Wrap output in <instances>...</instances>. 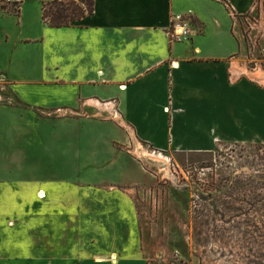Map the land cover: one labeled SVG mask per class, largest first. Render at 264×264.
<instances>
[{"label":"crops","instance_id":"obj_1","mask_svg":"<svg viewBox=\"0 0 264 264\" xmlns=\"http://www.w3.org/2000/svg\"><path fill=\"white\" fill-rule=\"evenodd\" d=\"M6 1L20 18L0 4V51L12 53L0 85L18 101L0 92V264H165L142 236L151 175L137 154L264 146V72L245 64L241 24L256 15L263 32L264 0H225L231 12L220 0H94L93 15L65 28L44 21L41 2L27 23L22 2ZM173 15L192 22L190 41L170 43ZM51 126L61 131L45 138L61 148L64 172L47 175L34 147ZM82 127L85 139L74 137ZM78 140L109 147L95 176L72 172ZM82 175L86 200L72 191L55 207L57 186Z\"/></svg>","mask_w":264,"mask_h":264},{"label":"rangeland","instance_id":"obj_2","mask_svg":"<svg viewBox=\"0 0 264 264\" xmlns=\"http://www.w3.org/2000/svg\"><path fill=\"white\" fill-rule=\"evenodd\" d=\"M16 1L22 2L21 16L31 23L40 13V2L42 4L45 0ZM74 1L79 5L84 3L85 9H89L88 5L92 3V0ZM0 4L11 9L13 13L9 18L12 21L19 20L16 13L20 4L6 0ZM241 24L245 64L250 72H264V30L262 32L258 28V17L255 15L250 20L243 19ZM9 50L3 48L0 51L1 63L7 62L12 54ZM0 92L4 100L18 102L10 88L0 85ZM60 131V128L53 126L47 128L44 130L42 146L34 147L35 153L44 157L47 175L64 172L61 169V148L57 145H54L55 148L48 146L45 138V135L50 137ZM85 134L82 127L75 132L74 137L82 135L85 139ZM88 144L81 146L80 140L72 144V157L77 159L72 172L77 169L78 174L95 176L96 170L90 168L101 169L106 158L104 155H109V147L105 143L96 146L92 143L94 149L91 150ZM145 151H149L152 156L144 154ZM154 151L141 146L137 154L138 160L151 175L150 183L141 194L138 209L145 244L159 253H167L162 262L264 264V146L225 147L210 154L168 153L165 154L170 160L168 164L157 162L153 157ZM98 152L102 153L103 159L88 160L97 157L95 154ZM84 153H87L86 161ZM167 169L170 176H166ZM83 176L72 183L57 186L61 194L55 207H68L72 191H76L81 203L86 200L84 194L79 192L84 189L79 185L83 183ZM19 246L22 245L14 244L13 250ZM27 248V252H32L35 247L29 244Z\"/></svg>","mask_w":264,"mask_h":264},{"label":"trees","instance_id":"obj_3","mask_svg":"<svg viewBox=\"0 0 264 264\" xmlns=\"http://www.w3.org/2000/svg\"><path fill=\"white\" fill-rule=\"evenodd\" d=\"M224 4H227L225 0H220ZM83 3V2H82ZM84 5V3H83ZM83 5L77 4L74 0L60 1V0H45L42 3L43 19L52 28H65L71 27L75 23L79 22L81 19L87 15H93L95 11V1L89 6V9H85ZM228 6V4H227ZM5 9V7L3 6ZM228 10L231 12L230 7ZM20 14V9L16 13L18 16Z\"/></svg>","mask_w":264,"mask_h":264},{"label":"built area","instance_id":"obj_4","mask_svg":"<svg viewBox=\"0 0 264 264\" xmlns=\"http://www.w3.org/2000/svg\"><path fill=\"white\" fill-rule=\"evenodd\" d=\"M193 36V25L190 19L184 15H173L168 37L171 44L190 41ZM155 152V151H154Z\"/></svg>","mask_w":264,"mask_h":264},{"label":"bare ground","instance_id":"obj_5","mask_svg":"<svg viewBox=\"0 0 264 264\" xmlns=\"http://www.w3.org/2000/svg\"><path fill=\"white\" fill-rule=\"evenodd\" d=\"M158 155V157L156 158L157 159V161H159V162H163V163H169V158L168 157H166V156H164V155H162V154H157Z\"/></svg>","mask_w":264,"mask_h":264}]
</instances>
